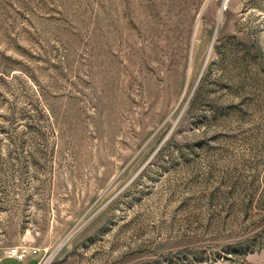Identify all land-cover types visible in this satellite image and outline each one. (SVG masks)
Here are the masks:
<instances>
[{"label": "rangeland", "instance_id": "374dc122", "mask_svg": "<svg viewBox=\"0 0 264 264\" xmlns=\"http://www.w3.org/2000/svg\"><path fill=\"white\" fill-rule=\"evenodd\" d=\"M12 247L264 264V0H0Z\"/></svg>", "mask_w": 264, "mask_h": 264}, {"label": "built area", "instance_id": "2783aa9c", "mask_svg": "<svg viewBox=\"0 0 264 264\" xmlns=\"http://www.w3.org/2000/svg\"><path fill=\"white\" fill-rule=\"evenodd\" d=\"M35 250L23 248V247H12L8 250L7 256L10 258H14L17 261L25 262V259L30 254H35Z\"/></svg>", "mask_w": 264, "mask_h": 264}, {"label": "crops", "instance_id": "0c3cea01", "mask_svg": "<svg viewBox=\"0 0 264 264\" xmlns=\"http://www.w3.org/2000/svg\"><path fill=\"white\" fill-rule=\"evenodd\" d=\"M0 264H27V263L17 261L14 258L6 257V255H0Z\"/></svg>", "mask_w": 264, "mask_h": 264}]
</instances>
